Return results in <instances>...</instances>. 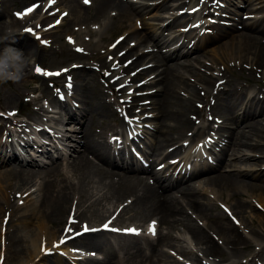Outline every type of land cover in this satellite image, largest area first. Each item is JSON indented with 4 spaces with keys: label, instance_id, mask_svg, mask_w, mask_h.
<instances>
[{
    "label": "bare ground",
    "instance_id": "obj_1",
    "mask_svg": "<svg viewBox=\"0 0 264 264\" xmlns=\"http://www.w3.org/2000/svg\"><path fill=\"white\" fill-rule=\"evenodd\" d=\"M31 1L43 0H3L0 3V19H3L0 21V34L5 29L14 30L17 35L11 46L26 53L34 49L35 58L38 59L35 63L37 67L55 70L56 65L61 64L68 69L67 73L61 71L62 74L58 77L41 79V83L45 86L48 80L55 84L62 82V95L65 99L62 102L55 101L61 113H55L57 118H51V121L62 124L63 128L74 127L70 130L79 138L78 146L70 148L63 165L56 162L46 165V161L41 163L40 158L49 157L46 141L52 138L51 132L35 131L32 127L26 134L22 129V121L9 120L18 130L7 138L10 140V137L16 136L21 142H16L15 146L12 141H4L6 137L0 135V168H4L0 171L2 264H49L50 260L54 264H65L66 260L57 253L60 250L70 252L71 245L87 251H102L105 256L100 262L83 258V264H117V260L121 258L119 252L129 258V264H143L142 262L153 259H167L166 253L160 248L162 244L173 248L177 255L189 258L194 264H201L198 255L211 259L238 257L241 247L255 248L256 245L249 236L255 237L260 246L249 263L264 264V256L258 260L259 256L264 255V232L255 228L248 229L241 222L243 219L251 226L264 228V217L261 215L264 213V199L260 195L255 197L258 192L264 193V84H261L259 90L249 91L245 87L254 79L255 72L259 71L264 75V0H221L227 4L223 10L229 14L226 18L233 20V23L228 28L215 26L217 33L213 37L205 36L192 46L188 44L193 41L195 34H189L190 32L184 33L183 37L190 39L186 43L181 42L177 36L172 41L164 36V32L170 27L177 32L184 31L182 23L174 25L180 16H189L187 13L175 16V11L168 17L166 14L169 13H164L175 7L183 9L185 3L180 0H142L143 3L139 4L121 0H91L92 10L85 8L78 0H56V6L68 13L60 26L50 27V17L46 14L42 17L38 13L40 9L23 21H13L11 8ZM176 2L178 4L175 5ZM242 8L247 12H240ZM150 9L156 11L153 17L160 32L154 31L152 35L145 37L137 31L128 33L115 46L114 54L119 55L121 62L127 58L132 59L131 63L123 67L120 73L103 75L102 70L110 68L107 65V54H113L108 53L107 40L115 33L121 35L126 31L125 24L129 21L130 11L141 13ZM110 11H115V15L109 16ZM243 14L252 16L246 17L245 21ZM40 18L38 23L36 20ZM30 21L36 22L29 26L35 32V38L38 31L43 29L38 42L28 33L21 32ZM164 21L169 22L162 26ZM71 24H85L87 30H69ZM91 24H99L100 29L93 30ZM69 34L75 36V43L69 42ZM85 35L92 40L86 41L83 37ZM130 36L137 43L120 53ZM43 40H46L49 49L41 47ZM149 43H152L151 47L158 46L168 50L165 55H161L159 50L150 53L138 49V46L148 48ZM178 43L181 45H177ZM209 45H212L211 49L206 50ZM77 48L83 51L77 52ZM209 54L211 60H216L211 63L212 71H216L219 64L225 67L221 78L215 79L212 74L206 75L200 70L198 72V67L209 65ZM243 64L248 68V76L242 74ZM92 65L98 67L95 72L87 70ZM34 66L32 69H35ZM140 66L142 68L138 70ZM234 69H239L241 73L235 74ZM69 76L72 78L70 94L69 89L65 88ZM189 77H194L195 83L188 82ZM217 80H221L223 86ZM141 83L145 87L157 86L146 98L137 97L133 100L138 108H142V114L147 112V108L151 110L149 113H153L146 116L153 120L147 125L150 130L146 129L143 133L147 136V148L141 149V155L146 162L151 157L162 156L163 150L169 145L174 147L171 151L173 156L180 155L182 146L179 142L189 140L186 133L193 130L195 118L201 117L200 112L194 108L199 92L196 87L199 85L200 90L207 93V97L213 94L211 92L214 87V103L210 113L222 119L223 125L213 128L209 124L198 128L191 139L197 144L199 138L206 134L210 136V131H215L218 137H211L213 142L205 144L209 145L208 150L212 149V164L203 162L193 172L173 177L160 176L131 156L129 161L117 164L113 152L107 149L106 139H109V134L106 131L109 129L120 132L124 123L111 121L118 115L115 105L120 107L116 99L128 98L126 91L135 93L137 89L134 87ZM116 86L120 90L115 89ZM140 87L137 88L142 90ZM106 89L111 91L110 98ZM42 93L48 94V90L44 89ZM10 98L8 96L5 100ZM40 100V97L34 98L35 108L30 114V121L35 124L42 121V114H48V111L39 106ZM0 109L4 110L2 104ZM55 148L53 146L52 151ZM228 152H231L230 155ZM88 155L100 165L89 160ZM169 155H163V158H168ZM155 162L156 160L151 162L152 168L156 166ZM145 173L149 174L154 184H149L141 175ZM31 187H35V191ZM253 196L254 199H251ZM232 197H236V202L231 203L225 211L223 205L229 204ZM241 197L248 199L243 201ZM13 198H17L16 202L22 199L24 204L21 207L17 204L11 206L10 200ZM127 198H133V201L123 212L133 211L135 218L141 223L149 217H157L169 231L158 235L155 240L145 235H141V238L123 237L135 239L120 241L115 247L107 241L113 235L96 231L57 246L65 237L62 235L67 216L74 220L70 225L72 228L79 226L81 222L97 223L111 213L98 201L110 200L111 207L115 203L122 204ZM211 202L218 210L212 207ZM193 214L206 221L205 227L198 226ZM7 215L9 220L4 235L2 224ZM233 217L237 218V223L232 221ZM113 224H116L115 220ZM176 226H181L191 237L198 252L185 249L180 244V239L173 237L171 232ZM211 232L215 235L212 236ZM52 252L53 256L49 257Z\"/></svg>",
    "mask_w": 264,
    "mask_h": 264
},
{
    "label": "rangeland",
    "instance_id": "obj_2",
    "mask_svg": "<svg viewBox=\"0 0 264 264\" xmlns=\"http://www.w3.org/2000/svg\"><path fill=\"white\" fill-rule=\"evenodd\" d=\"M29 3H33V1H31V2H28L27 4H29ZM27 4H21V5H19V4H17L16 6H14V7H12L11 8V13H12V11H15V10H19L22 6H24V5H27ZM7 6V3H6V5H5V7ZM240 12H247V11H245V9L244 8H242V11H240ZM245 14H243L242 15V17L244 16ZM12 19V18H11ZM2 20L3 19H0V21L2 22ZM13 20V19H12ZM145 20V19H144ZM10 20H8V22H9ZM134 21H135V19H134ZM134 21H132L130 24H132V26L133 27H136L137 25H135V24H133L134 23ZM246 21V20H245ZM95 26V25H94ZM97 26V25H96ZM139 26V25H138ZM148 26V25H147ZM132 27V28H133ZM138 28V27H137ZM139 31H141L142 32V34H144V32L142 31V30H139ZM117 33H115L111 38H109V39H111V42L117 37ZM105 36L106 37H108V35H107V33H105ZM130 43V42H129ZM212 47V45H209L207 48L208 49H210ZM208 49H206V50H208ZM208 56V60H210V62L209 61H207V62H209V64L210 63H214L216 60L215 59H212L211 60V54H209V55H207ZM58 59H59V57H58ZM36 62H38V59H36L35 58V62H34V64H32L31 65V67L27 70V72H26V75H25V77L20 81V82H18V83H12V82H8V83H4V84H0V104H2L4 107H6L7 109H14V108H16V107H20V108H23V107H25V104H24V98H33L32 96L33 95H35L36 97L37 96H39L40 95V90H42V89H46L48 86H47V84L45 83V86H42V83H41V80H40V78L41 77H34L33 75V73H32V67H33V65H35V63ZM50 65V64H49ZM59 66V64H57L56 65V67H58ZM203 66V65H202ZM202 66H200V67H198L199 69H198V72H200L201 70H204V72H207V73H210V71H207L206 70V67H202ZM205 66V65H204ZM230 67H232L233 68V66H230ZM223 68H225L223 65H218V67H217V69H218V71H221ZM242 68H243V70H244V72H242V74H245L246 76H248V73L249 72H246L247 70H248V68H246V65L245 64H243L242 65ZM52 69H54V68H52ZM89 69H91V68H88V70ZM92 70V69H91ZM200 70V71H199ZM222 72V71H221ZM233 72H235V74H239V73H241L240 71H239V69H234L233 70ZM215 73H219V72H216L215 71ZM211 74V73H210ZM226 75V74H225ZM189 75H187V77H188ZM222 76V74H220L219 76H217V77H221ZM260 77L262 78V79H260ZM264 75L262 76L261 75V73L259 72V71H257V72H255V74H254V79H252V80H250V84L249 85H245L246 86V88H247V90H259L258 88L261 86V84H264ZM192 81H195V79H194V77H189ZM225 79V78H224ZM189 80V79H188ZM188 82H190V83H192L190 80L188 81ZM263 82V83H262ZM38 88V93H35L36 92V89ZM49 88V93L46 95V96H49L50 95V88H51V86L50 87H48ZM197 88V87H196ZM149 90L148 91H151V90H155V89H157V86H155V87H149L148 88ZM56 90V88H53L52 89V91H55ZM203 93H204V91L203 90H201L200 92H198V101H199V99H203V98H205V96H203ZM8 96H10L11 98H10V100H5V98L6 97H8ZM210 99V97L207 99V101H210L209 100ZM195 102V104H194V108H196L198 111L200 110V107H199V105H197V104H203V101L202 102ZM42 102V104H41V106L42 105H44L47 109H50V108H53L54 109V111L55 110H57V107L55 106V105H53L52 103H51V101H50V97H47V102H44V100H42L41 101ZM33 108V106H30L29 107V104H28V109L29 110H31ZM205 110V109H204ZM149 111V110H148ZM151 111V110H150ZM208 116H205V118H207ZM44 118H43V122H44ZM111 121L112 122H116L117 123V121L115 120V118H112L111 119ZM109 131V129L106 131V132H108ZM246 152H248V153H251V152H249L248 150H246ZM230 153L231 152H228V155H230ZM91 159H92V157L91 156H89ZM226 158H228V156L226 157ZM64 164L65 163V160H58V161H56V164ZM3 171L4 170V168H0V171ZM228 170V169H227ZM211 195V194H210ZM258 195H260L263 199H264V193H261V192H258L256 195H255V197H257ZM34 198H35V196H34ZM246 199H248V198H246V197H241V200H243V201H245ZM251 199H254V196L253 197H251ZM12 200V199H11ZM10 200V201H11ZM105 202V200H103L101 203H104ZM236 202V197H232V200H231V202L229 203V204H227V206H231V203H235ZM14 203H16L15 201H14ZM109 203H110V200H107L106 201V203H105V206H109ZM128 203V202H127ZM116 205H118V204H116ZM115 205V206H116ZM211 205H212V207L214 208V209H216V210H218V208L213 204V202H211ZM114 208V207H113ZM261 215H262V217H264V213H261ZM149 219H150V217H149ZM148 219V220H149ZM156 219V218H155ZM147 220V221H148ZM255 220H257V218H255ZM136 221H138L136 218H135V216H134V212L133 211H126V212H124L123 213V217H122V219H121V222L122 223H125V222H136ZM157 222V221H156ZM243 224H245V226L248 228V229H253V228H255L257 231H259V232H261V233H263L264 232V228L263 227H257L258 225H253V226H251V224H247L246 223V221L245 220H243L242 219V221H241ZM158 224L160 225V230H161V234H166L168 231H169V228L166 226V225H163V224H161V223H159V221H158ZM198 224H199V226H201V227H205V225L204 224H206V221L205 220H203V219H201V220H199V222H198ZM15 228V227H14ZM13 228V229H14ZM12 229V230H13ZM172 233V235H173V237H178V239H180L179 240V242H180V244L186 249H190V250H193V251H195L196 252V246H193V243H191V240H190V237H189V235H187L184 231H183V229H182V227L181 226H176V229L174 230V231H172L171 232ZM211 234H212V236H213V234L214 233H212L211 232ZM215 235V234H214ZM249 238H250V240L252 241V242H254L253 244L254 245H256V247L255 248H250V249H248V248H244V247H241L240 248V253H239V256L238 257H224V258H226L227 259V262H228V264H239V263H243V261H249L248 259H250V257H253L254 255H255V252L257 251V249L258 248H260V246L258 245V243L259 242H257V239L255 238V237H252V236H249ZM132 239H135V238H129V239H127L128 241H132ZM140 241H142V240H140ZM224 247H225V245H224ZM160 248L164 251V253H166V255H167V259H165V260H156V259H153V260H151V261H147V262H142L143 264H184L185 263V261L187 260L186 258H183V257H179V256H177V254H176V252H175V250L173 249V248H170V247H168V246H165V245H161L160 246ZM92 252H97V251H92ZM98 253V252H97ZM121 258L119 259V260H117V264H129V261H128V259L129 258H126V256L124 257V254H122V253H120L119 252V254H118ZM170 255H173V256H170ZM263 256L264 255H262V256H259L258 257V260H261L262 258H263ZM97 257H98V260L99 261H102L103 259H104V254L102 253V252H99L98 254H97ZM185 259V260H184ZM200 260H201V262H202V264H204L205 262H207V260H205V259H203V258H199ZM203 259V260H202ZM223 257H220V258H216V259H211L212 260V262L211 261H209V262H211V264H215V263H217V264H220V263H222L223 262ZM214 262V263H213ZM67 264H71V263H68V262H66ZM50 264H54V262H53V260H50Z\"/></svg>",
    "mask_w": 264,
    "mask_h": 264
},
{
    "label": "clouds",
    "instance_id": "obj_3",
    "mask_svg": "<svg viewBox=\"0 0 264 264\" xmlns=\"http://www.w3.org/2000/svg\"><path fill=\"white\" fill-rule=\"evenodd\" d=\"M16 35L10 28L0 34V84L20 82L35 62L34 49L26 53L11 46Z\"/></svg>",
    "mask_w": 264,
    "mask_h": 264
},
{
    "label": "snow or ice",
    "instance_id": "obj_4",
    "mask_svg": "<svg viewBox=\"0 0 264 264\" xmlns=\"http://www.w3.org/2000/svg\"><path fill=\"white\" fill-rule=\"evenodd\" d=\"M88 2H89V0H85V3H88ZM201 2H203V0H201ZM54 3H55V0H49V7H51ZM35 7L36 6L33 5V7L27 8L24 13H18L17 16L22 18L24 15H27V14L33 12ZM192 11H196V9H193ZM65 15H67V13H65ZM60 22H61L60 20H56L55 23L58 25ZM50 27H53V25H50ZM25 31L31 33L32 29H25ZM36 38H37V40H40V37L37 36ZM69 42L70 43L72 42L71 38H69ZM44 43H46V42H44ZM76 51L77 52H82L83 49L77 48ZM35 71H36L37 74H40V75H43V76H46V77H58V76H60L62 74V72L63 73H67L68 69H63L62 72H51V71H44L42 68L37 67L35 69ZM66 87L69 89V94H70L71 88H72V78H71V76L68 77V83H67ZM121 87H123V85H121ZM57 91L59 92V89H57ZM60 99L63 100L64 96H60ZM113 139L115 140L116 138H113ZM225 211H227V209H225ZM6 220H7V218H6ZM72 222L73 221L70 218V223H72ZM104 229L108 230V224L104 225ZM110 230L111 231H118L117 229H110ZM67 231H69V230L66 229V232ZM88 231L95 232V231H97V229H89L87 226H85L84 227V232H88ZM149 231H150L151 234L155 235V222H153V224L149 226ZM126 232L129 233V234H136V230L135 229H127ZM80 234L81 233H77V235H80ZM64 242H65L64 239H61L60 243L63 244ZM54 247H55V245H54Z\"/></svg>",
    "mask_w": 264,
    "mask_h": 264
}]
</instances>
